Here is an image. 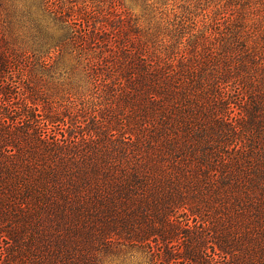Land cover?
I'll return each instance as SVG.
<instances>
[{
  "label": "trees",
  "instance_id": "obj_1",
  "mask_svg": "<svg viewBox=\"0 0 264 264\" xmlns=\"http://www.w3.org/2000/svg\"><path fill=\"white\" fill-rule=\"evenodd\" d=\"M83 78L59 101L24 76L0 0V264H264V0L142 28L44 0ZM26 71V70H25Z\"/></svg>",
  "mask_w": 264,
  "mask_h": 264
},
{
  "label": "rangeland",
  "instance_id": "obj_2",
  "mask_svg": "<svg viewBox=\"0 0 264 264\" xmlns=\"http://www.w3.org/2000/svg\"><path fill=\"white\" fill-rule=\"evenodd\" d=\"M61 2L67 10H80L96 15L100 24L110 23L119 17L133 27L148 23L191 17L202 24L205 14L216 11L219 0H53ZM31 13L23 22H17L15 33L18 43L31 51L24 67V76L42 87L44 93L59 98L79 82L83 74L84 60L78 57L71 42L72 28L56 14L50 12L44 0H28ZM177 15V16H176ZM176 16V17H175ZM205 17V16H204ZM26 70V71H25ZM3 242L0 244V250ZM111 264H150L143 249L123 246L107 258Z\"/></svg>",
  "mask_w": 264,
  "mask_h": 264
}]
</instances>
